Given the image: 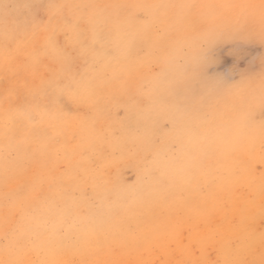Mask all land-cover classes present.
Instances as JSON below:
<instances>
[{
  "label": "snow or ice",
  "instance_id": "1",
  "mask_svg": "<svg viewBox=\"0 0 264 264\" xmlns=\"http://www.w3.org/2000/svg\"><path fill=\"white\" fill-rule=\"evenodd\" d=\"M110 7L136 9L142 32L132 39L129 51L148 45L152 33L160 41L173 30L183 34L179 58L168 53L149 67L155 70L163 64L157 78L166 85L172 110L184 118L193 148L206 140L209 116L221 108L239 113L240 127L231 134L225 130V142L232 148L257 114L264 137V52L243 68H215L220 44L239 50L256 44L264 48V0L131 6L0 0V104L6 117L0 145V264H169L164 257L177 248L189 258L175 264H264V231L257 246L243 222L241 234L220 248L192 242L207 223L181 228L173 239L162 234L160 244H153L150 236L136 238L141 225L119 219L125 206L110 202L108 193L101 196L94 186L89 192L90 186L79 182L80 163L94 145L81 148V161L72 168L53 159L51 146L67 135L72 121L94 123L98 84L87 69L110 54L104 29L117 21L105 17L101 28L97 19ZM170 9L181 13L170 19ZM161 25H166L164 31ZM170 125L175 128L176 120H159L156 128L166 134ZM168 147L174 149L175 140ZM190 158L195 165L196 156ZM198 172L199 167L186 183L193 192L211 194L210 184L200 183ZM260 179L258 214L264 217V172ZM169 180L174 184L176 177ZM69 183H76L77 189L69 192ZM152 191L148 188L146 195ZM153 255L161 259H144Z\"/></svg>",
  "mask_w": 264,
  "mask_h": 264
},
{
  "label": "rangeland",
  "instance_id": "2",
  "mask_svg": "<svg viewBox=\"0 0 264 264\" xmlns=\"http://www.w3.org/2000/svg\"><path fill=\"white\" fill-rule=\"evenodd\" d=\"M43 2L131 6L173 3L258 4L260 0ZM135 11L132 7H110L99 13L98 27H104L105 17H110L117 23L104 29L108 33L106 38L110 54L87 69L90 76L96 77L98 84V103L92 110L94 123L72 121L67 135L60 136L51 146L53 159L59 158L63 168H72L81 161V148L94 145V149L87 152V160L80 163L79 182L89 185V192L91 186H94L101 196L107 192L110 202L125 206L126 211L122 212L119 219L132 225H141L136 238L150 236L153 244H160L162 234H166L167 239H173L181 228H187L190 224L195 226L207 223V228L194 233L192 242L199 245L202 241L208 247L220 248L227 240L241 234L243 222V226H250L258 246L260 233L264 231V217L258 214L262 199L260 177L264 172V137L261 134L259 115L257 114L254 122L243 127L240 144L232 148L225 142V130L231 134L239 127V113L221 108L209 116V123L204 128L207 132L206 140L193 148L186 134L184 118L172 110L166 85L157 78L156 73L163 64L155 70L149 67L151 61L168 53L179 58L183 34L173 30L160 41L152 33L148 45L131 46L129 51L132 39L142 32V26L134 17ZM180 13V9L168 10L170 19ZM165 28L166 25L160 26L161 31ZM164 43L168 47H162ZM260 52H264V48H260L258 44L252 49L244 50L235 49L226 43L220 44L215 48L218 60L215 68L220 71L233 65L243 68L254 56L258 57ZM236 103H240L239 99ZM4 107L0 104V145L3 143L6 119ZM164 119L176 120V127L172 128L170 125L166 134H161L157 131L156 123ZM233 120H237V123ZM173 140L176 143L174 149L168 147ZM192 155L197 158L195 165L190 158ZM197 167L199 182L210 184L211 194L193 192L191 185L186 183ZM180 169L183 171H179ZM230 169L237 170V174H231ZM170 177H176L174 184H170ZM66 187L69 192H73L77 189V184L69 183ZM148 188L153 190L151 195H146ZM237 198H240V211L234 214V202ZM252 207L256 208L255 213L249 211ZM164 258L169 264H175L176 260L189 257L182 255L181 249L177 248L174 255ZM217 258L223 259L222 256L212 257ZM144 259L158 261L161 256H145Z\"/></svg>",
  "mask_w": 264,
  "mask_h": 264
},
{
  "label": "bare ground",
  "instance_id": "3",
  "mask_svg": "<svg viewBox=\"0 0 264 264\" xmlns=\"http://www.w3.org/2000/svg\"><path fill=\"white\" fill-rule=\"evenodd\" d=\"M179 1V0H178ZM204 1V0H203ZM173 2H176V0H173ZM172 2V3H173ZM243 2V1H242ZM174 4V3H173ZM176 5H178L177 3H175ZM203 4V3H202ZM171 13H172V11H171ZM236 102V101H235ZM236 119V118H235ZM239 119V118H238ZM235 120H233V122H234ZM237 121V120H236ZM235 121V122H236ZM237 123V122H236ZM237 126V125H236ZM235 126V127H236ZM238 127V126H237ZM239 127H240V125H239ZM216 144V143H215ZM217 148V147H216ZM242 148V147H241ZM214 153V152H213ZM231 155V154H230ZM218 156V155H217ZM206 157V156H205ZM204 157V158H205ZM209 157V156H208ZM225 159V158H224ZM229 159V158H228ZM230 159H233V158H230ZM237 161V160H236ZM242 161V160H241ZM242 169H243V171L242 172H244L245 170H244V168L242 167ZM240 198H237L236 200H235V202H234V208H233V211H234V214H236V213H239V211H240V202L238 201ZM249 211L251 212V213H255V211H256V208L255 207H252V208H250L249 209Z\"/></svg>",
  "mask_w": 264,
  "mask_h": 264
}]
</instances>
